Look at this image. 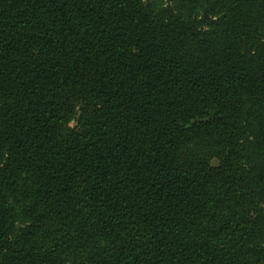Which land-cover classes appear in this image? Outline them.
I'll return each mask as SVG.
<instances>
[{"label":"trees","instance_id":"trees-1","mask_svg":"<svg viewBox=\"0 0 264 264\" xmlns=\"http://www.w3.org/2000/svg\"><path fill=\"white\" fill-rule=\"evenodd\" d=\"M0 264H264V0H0Z\"/></svg>","mask_w":264,"mask_h":264}]
</instances>
